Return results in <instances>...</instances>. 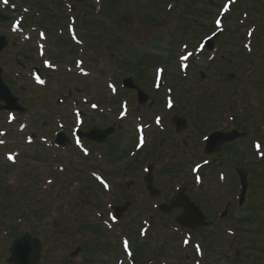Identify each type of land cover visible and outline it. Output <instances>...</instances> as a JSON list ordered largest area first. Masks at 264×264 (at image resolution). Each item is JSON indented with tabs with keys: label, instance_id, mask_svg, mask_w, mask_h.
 <instances>
[{
	"label": "rangeland",
	"instance_id": "obj_1",
	"mask_svg": "<svg viewBox=\"0 0 264 264\" xmlns=\"http://www.w3.org/2000/svg\"><path fill=\"white\" fill-rule=\"evenodd\" d=\"M24 1L11 0V4H16L20 12L14 10L12 14L7 13L9 19L6 20L7 16L5 15L4 21L0 22V35H9L11 39V44L6 48L2 57L4 77L7 75L6 79L11 84L10 86L16 90L17 95H21L24 98L25 101L23 103L29 107V111L23 114L24 121L28 123V128L25 131H20V124L22 123L19 115L18 122H9L7 115L0 117V131H7L6 136L10 143L9 150H18L21 154H25V157H29V161H31L28 164V158H21L19 156V165H14L18 166L21 171L19 170L16 176L14 174V184L12 187L22 188L25 190L26 196L12 192V204H10L8 210L11 214L13 212V214L10 217H13L12 220L14 221L15 215L19 214L35 222L43 216L44 213L38 215V212H41L42 206L45 203L43 187L46 185L47 177L56 178L55 183L59 188L67 186L64 183V178L73 177L75 193L74 196L65 194L66 202L64 203L68 204L70 209L67 210L68 214H62L60 220L55 221L53 227H49L48 231L44 230L41 232L38 225L34 226L36 233L44 234L42 241L46 251L43 260L48 261V264L52 261L59 262L57 257L60 255V262L68 263V256L74 246L73 242L77 240L79 242L82 236L86 235L83 231L79 234L75 233L77 222L82 221L78 220L77 211L79 212L83 209V216L95 217L93 213L94 208L103 209L105 207L106 211L110 208L109 204H116V202H112L111 200V196L114 195L113 192L116 195L118 204H124L125 202L131 203L123 211L124 219L122 221L125 222V225L131 224V234L133 237L136 236L137 231L139 232L143 225V221L138 217L139 212L150 209L148 202H145L144 193L137 185L140 168L139 154L135 156L131 154V149L136 144V125L139 122L137 118L138 116L143 117L144 121L151 123L152 129H154L155 125L153 123H155V117L157 115L163 116L164 119L168 117L165 120V124H167V120H170L171 115L177 113L176 110H178L179 115L186 116L190 121L191 127H189V131L184 136H181L182 142V138L186 139V134L189 135L187 138L189 145L184 147L182 143L180 144V149L182 148L188 155H194L196 152L200 155L203 153L205 144L203 138L210 133L209 131L237 126L240 130L247 132L246 136L242 138L238 145L234 142L235 145L226 146L222 149L220 157L210 159L209 164L202 166L200 173L204 176V182L201 185L200 191H193L192 189L191 191L188 190L187 193L196 200L210 220H214L215 228L205 232H219L218 236L209 234L208 244L210 245V251L208 261L210 264L224 260L230 254L233 255L236 250H242V254L239 256L246 255L248 264L264 263V164L262 166L256 164V160L259 158L254 151L252 152L251 147L252 136L255 135L257 137V126L264 133V128H261L264 125V37L259 38L258 36L259 28L264 30V7L260 5V0H248L250 4L247 5L250 11L253 10V7L256 8L257 5V8L261 12L260 16H256V20L260 21H256L258 28L254 33L252 50L244 47V43L247 41L244 35L246 25L240 21H236L238 18L235 15H231L229 16L230 18L226 17L224 32H222L215 42L217 58L215 56H211V58L205 56L206 54H213L215 49L213 51L204 49L203 52L194 53L188 59L191 61V66L186 75L180 72V62L178 64V60L171 67H168L165 63L167 53L164 47L167 43L180 47L182 40H186L183 38L188 33L187 31L191 27H195V37L190 43V48L194 49L202 38L217 29L214 26V20L220 13V8L225 0H213L214 4H210L212 0H195V5L192 8L193 11L190 13L192 17L197 19L193 20L190 14L189 18L196 23L191 25V27H185L184 21L181 29L179 19L177 18L182 11V6L187 2L186 0L178 1V10L172 16L166 15L163 12V9L156 3L157 0H127L130 3L126 2V0L107 2L103 8V12L102 10L100 11L102 17L100 18L99 15L95 14L103 20L102 25H98L100 20L91 14V9L87 12V8L81 3L83 0H74L77 7L74 10V15L78 20L77 26H80L78 15L86 16L91 14L89 17L91 25L87 27L86 34L80 36L82 39L81 45L86 50L84 57H87L89 60L93 54L94 57H99V60L96 61V66H100L101 62L105 61V76L100 75V72L93 73L92 71L89 76L80 75L78 69H75L74 63L71 73H74L76 76L70 75V78L68 76L63 78L60 76V73L48 71L49 73H46L48 79L46 80L45 86L36 85L33 78L28 74L29 72L27 70V72H24L17 64L19 60L22 62L26 61L28 68L35 64H40L35 45L30 44L27 48L20 40L25 37V34L14 32L13 34L11 32L10 25L23 12L22 8L26 6ZM124 3L132 5V8H125ZM94 8H96V5H94ZM1 9H3V6L0 1ZM4 10L11 12L9 7ZM59 11H62L64 14L67 13L68 9L65 3ZM53 13H56V10L52 9L51 14ZM65 16L68 19H65V22L60 24L59 28L52 35L47 33L48 38L46 41L53 44V38L60 35L61 32L68 35L69 14H65ZM57 19L62 21L60 16ZM247 24V26H250L252 23L249 21ZM78 29L81 32L80 28ZM17 35L21 36L18 37ZM188 35L191 37L190 32ZM114 37H117V40H114ZM128 39H131L132 43L126 42ZM100 50L103 52L105 59H101V56H99L100 53H96ZM149 51L154 53V55L160 56L161 59L145 57V52ZM71 52L70 47H66L62 51L56 48L50 57L57 59L55 55L59 53L64 57H71ZM244 53L249 55V58L246 57L245 59ZM179 54L180 52L178 56ZM118 56H125L128 65L125 62V64L120 63L117 66L116 57ZM222 57L224 59H220ZM208 59H213L214 61L212 60V62ZM251 59L253 60V65ZM159 64L166 69V73L164 74L166 86L157 94L154 88V81L156 75L155 70ZM62 68L65 69L66 66ZM135 68H141L142 72L145 71L144 74L146 77L145 79H140L139 83L142 82L144 84L145 92L150 95V99L146 103L151 104V98H154L155 101L153 106H151L152 108L142 107L140 114L137 113L138 103L135 100L134 93L128 92L121 87V78L130 75V71ZM20 71L22 75L19 77L18 72ZM65 74H68V72ZM110 81L114 82L119 89V95L117 97L119 104L117 106H110L109 102H107V98L109 99L111 96L108 88ZM257 85L262 87L257 88ZM167 87L173 90L175 100L181 96L186 98L182 102L177 101L178 105L171 111H167L164 104ZM69 91L80 101L82 109L87 111V120L82 129L90 131L93 126L103 128L109 125H116L115 128L118 130L116 137L107 139V141L97 145V147L91 145L98 149V152L101 154L106 151L105 148H108V150L112 149L111 154L113 157L112 159L110 158L111 163L105 164L104 162V168L110 170L112 175L105 174L104 172V175L112 183V189L109 193L92 191L90 193L92 196L90 197L89 195L88 187H93L90 184V180L94 179L91 176L94 171L85 165L86 163L83 161L93 159L95 154L86 158L75 147H67L66 149L48 148L45 143H41L43 136L49 139L54 138V134L60 128L58 127V118H62L60 122H63L69 128L67 133L71 136L70 131L76 125V121L73 113V108L75 107L72 98L70 99ZM58 98H65V101L60 106L57 105ZM123 99L129 100L130 107L127 116L121 121L118 118V113L121 109L120 103ZM85 101H88L87 104L84 103ZM93 101L100 104L101 108H105V111H93L91 107ZM154 111L155 114L153 113ZM169 112L171 113L168 116L167 113ZM199 121L204 131L199 129ZM32 123L33 127L31 126ZM31 133H35L36 135L35 142L41 143L44 151L48 152L45 158L38 156L36 153L38 149L30 148V145L26 143V135ZM1 137L3 136L0 132ZM151 140L150 145L155 142L152 136H150L148 143ZM261 141L263 142L261 150L264 152V139H261ZM156 143L159 144V141L157 140ZM172 143L174 141L169 144ZM128 149H130L128 152L129 157H138L137 161L124 158L120 162L118 159L126 155ZM180 149H177V151L180 152ZM214 155L217 156V153ZM3 156L4 151L0 149V167L5 162ZM54 156H57V159L60 158L62 161L60 162V159L54 161ZM175 158L168 160V162H171L170 166L182 160L184 163H187V169L181 170L176 174L172 168H161V171L158 172L157 182L165 194L167 191L172 192L175 185L180 186L181 181L184 182L186 180L192 182L193 187L197 188L193 181L194 174L191 171V165L195 162V158L188 160L184 155L175 156ZM203 160L201 157H197L196 159L197 162ZM162 161L165 163L166 160L162 159ZM221 162L224 163L222 165L224 168L219 173H225L226 178L217 185L210 176L213 175L218 180L219 173L213 174V169L220 165ZM63 167H65L66 171L62 173L56 169H63ZM237 167L249 172L250 185L248 199L245 203L248 211L240 215L235 207L231 210V216L227 219L220 220L219 214L224 210L228 202L238 204L239 179L236 172ZM84 168H89L92 171L82 170ZM209 168H212V170L205 174ZM27 172L29 174L28 179H23L24 176L22 174H27ZM47 173L50 176L42 179L43 175ZM17 176L19 179L16 178ZM2 179L3 177L0 174V181ZM71 180L68 181V184ZM82 180L85 183L84 186ZM118 197H120L121 201H119ZM25 200L26 202H24ZM27 211H32L33 215L27 217ZM181 212L182 208H177L176 212H172L170 215L167 214L168 216H164L161 221H166L170 225L174 224L176 222L175 217L180 215ZM239 215L244 217V219L238 226L237 224L235 226L239 227V231L243 237L250 241V248L244 246L243 237L238 236L237 238H232L227 232L233 229L231 225H233L235 218ZM6 219L7 217L3 211L0 214V228L1 226H5L6 222L4 221ZM52 219L53 217L50 218L48 224L51 223ZM159 219L160 216L157 214L155 218V226L157 229L153 231V226L152 230L158 238V252L154 251V254L157 255L155 256L156 263L163 264L162 261H164L166 264H188V261H191L190 264H192L194 260L195 264H197L196 260L198 258H190L193 249L183 247L179 233L173 231L171 227H159L161 224ZM215 221L218 224H215ZM197 232L195 234H198ZM0 234L5 233L1 231ZM195 240L197 239L193 237V241ZM94 245L104 248L105 251L107 250V248L101 246L102 244H89V249L92 251L90 258L87 251L81 254L84 261L76 258L70 264H114L117 256L121 254L120 251H116L113 248L108 252L95 250ZM253 245L257 249H253L254 251L249 253ZM159 248H163V252H159ZM2 254L5 253L2 252ZM91 257L93 259L96 258L92 260ZM40 264H44V262L42 261ZM141 264L147 263L143 262Z\"/></svg>",
	"mask_w": 264,
	"mask_h": 264
},
{
	"label": "flooded vegetation",
	"instance_id": "obj_2",
	"mask_svg": "<svg viewBox=\"0 0 264 264\" xmlns=\"http://www.w3.org/2000/svg\"><path fill=\"white\" fill-rule=\"evenodd\" d=\"M155 91H157V90H155ZM166 91H168L167 88H166ZM156 93L158 94L159 91H157ZM151 99H152L151 100V104H148V103H145V104H142V105L138 104V107H137V113L138 114H140L142 107H150V108H152L151 106H153L155 101H154V98H151ZM165 99H166V97H165ZM166 100L164 101L165 107L167 106ZM146 105H148V106H146ZM174 107L175 106H172L170 109H167V111H171ZM176 112L178 113V110H176ZM153 113L155 114V111ZM170 113L171 112L167 113V115L169 116ZM167 118L164 119L162 117L161 121L157 122V125L155 123H153L155 125L154 129H152L153 127H152L151 123H148V124L146 123L147 124L146 129L148 131H150V133H151L150 136H152V138L154 139L155 142L157 140L159 141V144H157V145L164 146V151L160 155L161 157H159V156L151 157L152 160L155 163H157V164H159V163L162 164L163 163L162 159H166V158L170 159V158H175V156H179L180 152L177 151V149H180L181 145L179 144V141L177 139L181 138V136H184L185 133H187L189 131V127H191L190 124H189L188 128H186L182 132L178 133L177 129L173 125V121L171 119L167 120V124H165V120ZM198 124H199V127L201 128V131H204L203 128L201 127V122L200 121L198 122ZM230 129L231 128H224L223 130L228 131ZM186 135H187V138H188L189 135L188 134H186ZM150 136L147 138V140L150 139ZM187 138L186 139L182 138V143H183L184 147L189 145V142H188ZM172 141H174V143L169 144ZM151 142H152V140L148 144H150ZM148 144H146V145H148ZM232 145H235V144L234 143L230 144V146H232ZM226 146H228V145L226 144ZM226 146L224 145L223 148H225ZM153 147H154V143L150 145V149H153ZM0 148H1L2 151H4V156H3L4 160H7L5 154L9 152V146L5 145V143H4V144L0 145ZM221 151L219 153H217V156H215L214 154L211 155V156H207V155L204 154V152L201 155L196 152V153H194V155L199 156V157H201L203 159L210 160V159H213V158L220 157ZM184 152H186V151H184ZM140 154H142V152ZM1 165L2 166L0 167V174H1L2 177H4V176L7 175V172H8V162L7 163L3 162ZM208 171L210 172L211 170L208 169ZM157 176H158V173L155 174V184L157 186H159V184L157 182ZM5 185H6V187L8 186L7 183H5ZM137 185H138V187L140 189H145V187H146L142 182H138Z\"/></svg>",
	"mask_w": 264,
	"mask_h": 264
},
{
	"label": "water",
	"instance_id": "obj_3",
	"mask_svg": "<svg viewBox=\"0 0 264 264\" xmlns=\"http://www.w3.org/2000/svg\"><path fill=\"white\" fill-rule=\"evenodd\" d=\"M0 19H3V16L0 15ZM6 45V40L3 36L0 37V55H1V51L4 48V46ZM2 69L0 68V99L4 100L7 104L6 107L7 108H19L18 105V100L17 98H15L10 89L3 83L2 81ZM126 86L131 87V88H135L138 89V87L133 83L132 79H128L125 81ZM139 95L141 98H144V100H147L148 97H146L145 93L139 91ZM183 119H180L178 121H176L177 125H180L181 128L185 127V123L182 121ZM104 135L100 136H91V134H88V136H91L92 138L97 139L98 141H103L105 140L106 136L109 134L110 131H103ZM99 133V132H97ZM98 135V134H97ZM241 134L238 133L237 131H233L231 133L228 134H221V133H217L213 139H211V144L212 146L214 144H223L225 142L228 141H232L237 137H240ZM211 148V147H210ZM209 150V149H208ZM241 175L243 174V172H239ZM244 175V174H243ZM245 179V188L247 186V180ZM151 181V180H150ZM152 184V182H151ZM151 191L154 192V188L153 185L151 186ZM176 204H183L186 207V211L183 213V215L179 218V221L183 224V225H190V226H198V225H206L209 223H206V218L205 216L202 214V212L198 209V207H196L193 203L190 204L188 202L187 199L184 198V196L181 194L180 198L178 199V202ZM189 204V205H188ZM19 244V243H18ZM30 247H32V253L36 251V246H34L33 244L30 245ZM19 253H21L22 255L25 254V245H19L18 247ZM18 252L14 255L15 259L18 260L17 256ZM35 253L31 254L30 261L32 263L36 262L37 260V256L35 257ZM19 262L17 261V264Z\"/></svg>",
	"mask_w": 264,
	"mask_h": 264
},
{
	"label": "snow or ice",
	"instance_id": "obj_4",
	"mask_svg": "<svg viewBox=\"0 0 264 264\" xmlns=\"http://www.w3.org/2000/svg\"><path fill=\"white\" fill-rule=\"evenodd\" d=\"M233 2H235V0H233ZM2 3H3L4 5H8V4H9V0H2ZM224 10H225V11H228V8L225 7ZM216 23H217V25H219V24H220V21L217 20ZM17 26H19V21H17ZM41 35L43 36V33H41ZM251 35H252V32L250 31V32H249V36H251ZM184 47L187 48V45H185ZM201 47H203V46H201ZM192 55H193L192 52H187L185 55H182V56L180 57V59H181L182 61H185V60H188L189 57H191ZM45 64L51 66V65L49 64L48 61H45ZM184 67H186V65H184ZM158 72H159V73H162V72H163V69H159ZM36 80H37V82L40 83V84H44V83H45V81L42 80L39 76H36ZM109 87H111L112 90L115 91V87H114L113 85H109ZM169 106H171V103L169 104ZM93 107H95V105H93ZM158 122H159V121H158ZM21 127L23 128L24 126L22 125ZM29 139H31V138H29ZM141 142H143V141H141ZM0 143H2V141H0ZM79 143H80L79 138H77V144H79ZM257 148H259V144H257ZM8 159H9L10 161L15 162V161H14V156H13V155H9V156H8ZM197 167H199V166H197ZM199 179H200V178L197 177V180H198V181H199ZM49 183H51V181H49ZM105 187L107 188L108 185L105 184ZM113 219H115V217H113ZM124 244H125V248H127V246H128L127 241H125Z\"/></svg>",
	"mask_w": 264,
	"mask_h": 264
},
{
	"label": "trees",
	"instance_id": "obj_5",
	"mask_svg": "<svg viewBox=\"0 0 264 264\" xmlns=\"http://www.w3.org/2000/svg\"><path fill=\"white\" fill-rule=\"evenodd\" d=\"M191 1V0H190ZM191 4H192V2H190ZM192 6V5H191ZM258 6L256 5V8H257ZM142 76V75H141ZM146 77V75L143 73V78H145Z\"/></svg>",
	"mask_w": 264,
	"mask_h": 264
}]
</instances>
